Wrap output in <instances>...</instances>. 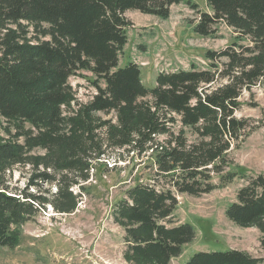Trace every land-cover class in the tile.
<instances>
[{
	"label": "trees",
	"instance_id": "obj_1",
	"mask_svg": "<svg viewBox=\"0 0 264 264\" xmlns=\"http://www.w3.org/2000/svg\"><path fill=\"white\" fill-rule=\"evenodd\" d=\"M205 1L209 11L193 0H0V246L14 248L22 226L47 205L73 212L81 196L74 186L83 188L94 162L125 155L152 167L112 211L129 263L168 264L181 253L196 230L172 224L177 194L210 192L214 175L222 184L246 180L224 213L237 226L258 227L264 248V174L227 168L248 126L235 115L239 97L264 80V0ZM181 2L197 12L195 34L214 36L223 23L234 37L206 49L205 66L157 72L146 86L137 63L119 64L131 23L123 13L166 19ZM77 74L94 88L84 102L68 83ZM110 112L114 119L99 114ZM38 148L42 154H30ZM27 163L36 169L29 185L54 184L53 192L9 188L7 171ZM183 264H264V257L200 250Z\"/></svg>",
	"mask_w": 264,
	"mask_h": 264
},
{
	"label": "rangeland",
	"instance_id": "obj_2",
	"mask_svg": "<svg viewBox=\"0 0 264 264\" xmlns=\"http://www.w3.org/2000/svg\"><path fill=\"white\" fill-rule=\"evenodd\" d=\"M193 1L200 10L209 11L205 0ZM169 10L166 19L136 9L123 13L131 23L126 28L127 43L120 53L119 64L124 65L128 60L137 63L146 86L154 84L157 72L188 68L191 62L205 66V50L222 48L234 37L232 29L223 23L217 24L214 36L195 34L190 21L197 17V12L182 2L170 5ZM68 83L79 101H87L94 93L85 75L70 76ZM239 102L235 115L245 118L248 126L239 144L231 147L227 168L252 175L264 174V80L250 90H243ZM99 114L104 118H115L113 112ZM0 135H4L2 125ZM42 153L43 150L38 148L30 154ZM124 156L118 160L103 158L94 162L83 188L74 186V191H81L76 209L58 213L47 205L39 210L22 226L20 241L14 248L0 246V264H132L123 256V230L114 221L112 211L128 186L150 178L152 167L150 160ZM35 171L31 163L15 165L7 171L4 182L12 191L53 192L54 184L29 185ZM212 182L216 187L210 192L177 194L172 224L191 223L196 233L168 264H183L196 251L227 248L264 257L259 228L237 226L224 213L226 205L235 201L238 189L246 180L236 176L222 184L214 175Z\"/></svg>",
	"mask_w": 264,
	"mask_h": 264
}]
</instances>
